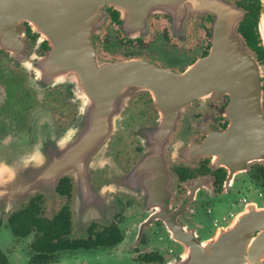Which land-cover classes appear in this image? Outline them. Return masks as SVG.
Here are the masks:
<instances>
[{
  "label": "flooded vegetation",
  "instance_id": "flooded-vegetation-1",
  "mask_svg": "<svg viewBox=\"0 0 264 264\" xmlns=\"http://www.w3.org/2000/svg\"><path fill=\"white\" fill-rule=\"evenodd\" d=\"M156 1L44 6L18 40L0 38V148L11 135L35 145L38 175L19 206L0 201V264H233L218 238L264 207V158L224 164L232 95L187 76L211 54L223 9L264 68L261 0Z\"/></svg>",
  "mask_w": 264,
  "mask_h": 264
},
{
  "label": "water",
  "instance_id": "water-1",
  "mask_svg": "<svg viewBox=\"0 0 264 264\" xmlns=\"http://www.w3.org/2000/svg\"><path fill=\"white\" fill-rule=\"evenodd\" d=\"M71 0H0V38L6 42L18 40L20 28L25 17H30L40 7H48L65 11L69 8ZM79 6H86L85 0H77ZM120 7H130L133 0H108ZM170 1V0H169ZM174 3L177 0H171ZM188 6H199V0H178ZM215 0L209 6L223 7ZM74 2V1H73ZM84 2V3H83ZM159 5L164 7L167 0H159ZM118 4V5H117ZM95 5V4H94ZM92 6V2L90 4ZM229 10L236 6L225 4ZM221 9V8H220ZM260 32L264 45V0H261ZM225 11H227L225 9ZM222 19L218 22L220 35L211 52L206 58L189 70L188 81L193 83L194 73L202 71L207 73L202 76V82H208L230 92L232 101L227 108L230 125L225 131H219L217 136L222 139L225 146L220 156L225 165H230L235 159L247 162L253 159L264 158V92L262 89L261 74L264 68L253 57L245 45L244 40L236 33V24L239 17L231 20L232 14L220 11ZM66 15V14H65ZM155 69V68H154ZM161 70V69H159ZM157 71V70H155ZM191 75V76H189ZM105 128L91 129L87 136H83L81 129H76L73 135L82 139L74 148L75 153L86 151L105 132ZM107 133V132H106ZM52 133H43L37 130L36 135L50 136ZM35 145H25L14 138L8 140L0 148V201L8 199L10 208L20 204L24 199L33 194L38 185V175L35 164ZM259 231L256 237L254 233ZM218 242L226 247L228 240L230 247L233 243V264H260L264 262V207H249L237 217L233 226ZM218 247H221L218 245Z\"/></svg>",
  "mask_w": 264,
  "mask_h": 264
},
{
  "label": "rangeland",
  "instance_id": "rangeland-1",
  "mask_svg": "<svg viewBox=\"0 0 264 264\" xmlns=\"http://www.w3.org/2000/svg\"><path fill=\"white\" fill-rule=\"evenodd\" d=\"M20 136H22V135H20ZM9 137H10V138L13 137L14 139L17 140V142H21V141H22L21 139L16 138V136H13V135H11V136H9ZM16 206H19V204L16 205ZM16 206H13V207L10 208V204H9V207H8V208H9V210H12V209H14Z\"/></svg>",
  "mask_w": 264,
  "mask_h": 264
},
{
  "label": "trees",
  "instance_id": "trees-1",
  "mask_svg": "<svg viewBox=\"0 0 264 264\" xmlns=\"http://www.w3.org/2000/svg\"><path fill=\"white\" fill-rule=\"evenodd\" d=\"M22 226L27 227L28 223H20Z\"/></svg>",
  "mask_w": 264,
  "mask_h": 264
},
{
  "label": "bare ground",
  "instance_id": "bare-ground-1",
  "mask_svg": "<svg viewBox=\"0 0 264 264\" xmlns=\"http://www.w3.org/2000/svg\"><path fill=\"white\" fill-rule=\"evenodd\" d=\"M35 24V23H34ZM38 24V23H37ZM217 155V154H216ZM220 157V156H219ZM236 220V219H235Z\"/></svg>",
  "mask_w": 264,
  "mask_h": 264
}]
</instances>
